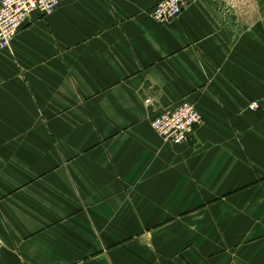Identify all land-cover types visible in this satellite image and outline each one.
I'll list each match as a JSON object with an SVG mask.
<instances>
[{
  "label": "crops",
  "instance_id": "1",
  "mask_svg": "<svg viewBox=\"0 0 264 264\" xmlns=\"http://www.w3.org/2000/svg\"><path fill=\"white\" fill-rule=\"evenodd\" d=\"M162 1L67 0L0 51V264H264V0Z\"/></svg>",
  "mask_w": 264,
  "mask_h": 264
},
{
  "label": "built area",
  "instance_id": "2",
  "mask_svg": "<svg viewBox=\"0 0 264 264\" xmlns=\"http://www.w3.org/2000/svg\"><path fill=\"white\" fill-rule=\"evenodd\" d=\"M67 0H0V51L11 47L21 27L32 13L42 17L53 15ZM196 0H164L153 7L149 16L158 23H170L181 16L187 5ZM150 99H145L148 106ZM260 109L257 102H251L248 110L256 112ZM202 123V117L194 104L181 101L176 106L159 110L150 122L151 129L166 143L181 145L187 143L195 129ZM3 248L0 238V258Z\"/></svg>",
  "mask_w": 264,
  "mask_h": 264
}]
</instances>
